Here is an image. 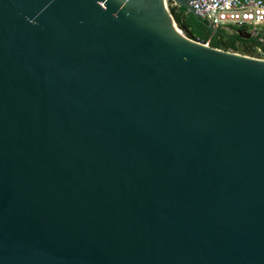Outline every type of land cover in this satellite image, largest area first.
<instances>
[{"label": "water", "instance_id": "obj_1", "mask_svg": "<svg viewBox=\"0 0 264 264\" xmlns=\"http://www.w3.org/2000/svg\"><path fill=\"white\" fill-rule=\"evenodd\" d=\"M169 2L0 0V264H264V58Z\"/></svg>", "mask_w": 264, "mask_h": 264}, {"label": "built area", "instance_id": "obj_2", "mask_svg": "<svg viewBox=\"0 0 264 264\" xmlns=\"http://www.w3.org/2000/svg\"><path fill=\"white\" fill-rule=\"evenodd\" d=\"M190 4L212 26L235 25L264 41V0H193Z\"/></svg>", "mask_w": 264, "mask_h": 264}, {"label": "trees", "instance_id": "obj_3", "mask_svg": "<svg viewBox=\"0 0 264 264\" xmlns=\"http://www.w3.org/2000/svg\"><path fill=\"white\" fill-rule=\"evenodd\" d=\"M170 11L187 36L190 38L210 43L214 47L233 50L240 53L264 57V41L256 37H241L236 30L228 31L225 27L215 29L208 21H201L197 16L188 11L186 7L173 4L170 0Z\"/></svg>", "mask_w": 264, "mask_h": 264}, {"label": "flooded vegetation", "instance_id": "obj_4", "mask_svg": "<svg viewBox=\"0 0 264 264\" xmlns=\"http://www.w3.org/2000/svg\"><path fill=\"white\" fill-rule=\"evenodd\" d=\"M227 29H229L231 32L232 31H234V30H238L239 28L237 27V26H235V25H229L228 27H227Z\"/></svg>", "mask_w": 264, "mask_h": 264}, {"label": "rangeland", "instance_id": "obj_5", "mask_svg": "<svg viewBox=\"0 0 264 264\" xmlns=\"http://www.w3.org/2000/svg\"><path fill=\"white\" fill-rule=\"evenodd\" d=\"M226 30L230 31L229 29L225 28Z\"/></svg>", "mask_w": 264, "mask_h": 264}, {"label": "crops", "instance_id": "obj_6", "mask_svg": "<svg viewBox=\"0 0 264 264\" xmlns=\"http://www.w3.org/2000/svg\"><path fill=\"white\" fill-rule=\"evenodd\" d=\"M228 26H226L225 28H227Z\"/></svg>", "mask_w": 264, "mask_h": 264}]
</instances>
